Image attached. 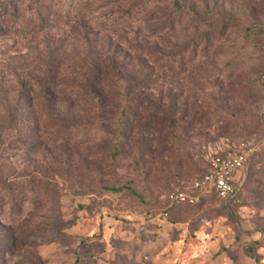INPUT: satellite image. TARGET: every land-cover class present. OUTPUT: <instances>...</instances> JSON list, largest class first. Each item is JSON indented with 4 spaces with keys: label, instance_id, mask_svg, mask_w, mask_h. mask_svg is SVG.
Segmentation results:
<instances>
[{
    "label": "rangeland",
    "instance_id": "374dc122",
    "mask_svg": "<svg viewBox=\"0 0 264 264\" xmlns=\"http://www.w3.org/2000/svg\"><path fill=\"white\" fill-rule=\"evenodd\" d=\"M0 7V264H264V0ZM112 62L132 106L105 83ZM235 149L253 151L236 199L170 203Z\"/></svg>",
    "mask_w": 264,
    "mask_h": 264
},
{
    "label": "built area",
    "instance_id": "2783aa9c",
    "mask_svg": "<svg viewBox=\"0 0 264 264\" xmlns=\"http://www.w3.org/2000/svg\"><path fill=\"white\" fill-rule=\"evenodd\" d=\"M252 150L235 149L207 161L205 174L189 188L169 196L170 203L195 206L208 197L227 202L234 199L245 182V167Z\"/></svg>",
    "mask_w": 264,
    "mask_h": 264
},
{
    "label": "trees",
    "instance_id": "16d2710c",
    "mask_svg": "<svg viewBox=\"0 0 264 264\" xmlns=\"http://www.w3.org/2000/svg\"><path fill=\"white\" fill-rule=\"evenodd\" d=\"M174 9H175V13L173 15H171V17L173 18L175 16L176 13L178 14H181L183 13V10H185L182 6H180V4L178 2H175L174 4ZM4 9V8H3ZM2 9V7H0V13H3L4 10ZM13 13V12H12ZM170 17V18H171ZM188 17L191 18V20H193L194 22H197V23H200V22H207L209 21L212 17H213V14H210L208 12H204V13H200V12H197V11H194V10H190V12L188 13ZM170 20H173V19H170ZM172 23L170 24V26H173L174 24V20L171 21ZM249 32H252V31H249ZM256 39L258 38H264V27H258V28H255V31H253V34H252ZM242 40H248V38H243ZM205 42H208L207 40ZM207 46L204 47V52L206 53V48ZM189 48H192V51H190V53H188V49ZM250 48L252 49V46H250ZM253 49L254 52L252 55H250L248 59H256L258 57V53L261 55L262 54V51H263V48L260 47V45L258 44H255L253 45ZM245 49L244 47L242 48V50ZM181 52L182 53H175V55H173L174 57V63H177L179 66V69L178 70H181L184 65H186V63L184 62V56H187V54H189V58L191 59H194L198 56V52H197V47H196V42L194 41H188L186 43V45L181 49ZM257 54V55H256ZM204 56V55H203ZM239 56V54H238ZM243 56V52H240V57ZM173 63V64H174ZM181 68V69H180ZM106 69H107V77H106V85L108 87H110L111 89H116L118 91V89H120V93L118 92V97H122L123 99V104L125 105H130L132 106L133 104H131V101L129 100V92H128V85L127 87H124L122 85H120V82H121V76H120V70L119 68L116 67L115 63H108L106 64ZM166 70L170 73H173L175 72L176 68L174 65H167L166 67ZM50 85L51 83H41V88H42V92H46L49 88H50ZM23 87H25V84H22ZM90 86V85H89ZM130 87V85H129ZM260 87H263L264 89V83H262L260 85ZM91 88V86L89 87ZM90 94V96L92 98H95V96L93 95V93H88ZM119 103L121 104V102L119 101ZM117 104V108L119 109V105L120 104ZM128 111H126V107H124L121 111V116L118 118L116 117L114 114H110V116L108 117V120L110 123H117L120 125V123L122 122V119L123 117L124 118H127L128 117ZM10 117H13V114L10 115ZM122 126V124L120 125ZM115 132H107L106 136L108 137H112L113 139L115 138L116 139V136H115ZM118 154V150L114 152V154L111 156V159L112 160H115V157L116 155ZM249 162V161H248ZM205 174V173H204ZM201 178V177H200ZM244 185H245V182L243 184V187H242V190L241 192L243 191V188H244ZM240 192V193H241ZM239 193V194H240ZM239 194L234 198L236 199ZM234 199L230 200V201H227V202H231L233 201ZM203 203V202H202ZM201 203V204H202ZM254 247H257V244L255 243L254 245L251 246V248L247 249V254H249L250 256L253 255L254 251H253V248Z\"/></svg>",
    "mask_w": 264,
    "mask_h": 264
}]
</instances>
